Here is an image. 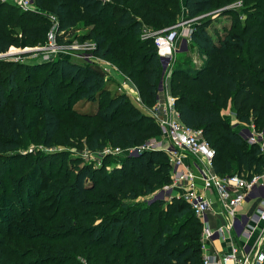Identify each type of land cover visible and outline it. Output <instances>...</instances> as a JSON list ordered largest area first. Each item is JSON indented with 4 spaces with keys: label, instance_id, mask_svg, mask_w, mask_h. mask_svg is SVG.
Returning <instances> with one entry per match:
<instances>
[{
    "label": "trees",
    "instance_id": "16d2710c",
    "mask_svg": "<svg viewBox=\"0 0 264 264\" xmlns=\"http://www.w3.org/2000/svg\"><path fill=\"white\" fill-rule=\"evenodd\" d=\"M231 1L184 0L187 18H194L191 43L207 60L199 67H176L169 85L181 120L201 128L215 149L214 170L222 176L238 173L251 177L264 172V152L239 130L254 124L264 131V0H238L239 7H227ZM130 2L140 14L129 9ZM221 6L227 7L221 15L230 16L223 29L210 16ZM6 7H10L8 13ZM181 12L179 0H34V9L0 0V54L13 47L43 43L52 27L50 14L59 18L60 41L82 21L112 22L123 34L128 33L119 41L124 47L118 48L116 42L92 31L94 53L102 58L118 53L120 68L137 82L142 100L153 105L162 61L154 40H142L139 34L144 24L150 30L175 24ZM43 62L50 70L42 96L49 86L53 93L69 89L70 98L76 95L98 102V107L76 113L79 119L62 137L58 109L47 105L30 116L27 102L19 98L7 106L0 69V160L32 134L47 147L78 140L91 151L107 144L132 147L160 134L155 118L125 91H108L107 79L91 65L67 55ZM1 64L10 68V85L15 86L16 62ZM230 104L237 123L222 113ZM64 153L44 151L21 175L15 191L0 197V235L6 234L0 237V264L4 257L3 264H83L78 257L92 264H204L203 224L190 203L177 196L169 201L149 199L172 180L166 151L118 154L109 165L72 157L65 178L53 176L47 183L52 192L47 200L54 202L55 209L50 212L49 203L31 205L32 199H25L24 182L37 188L44 181L43 166H54ZM4 175L0 167V178ZM125 199H140V203L131 205ZM31 255L34 257L28 258Z\"/></svg>",
    "mask_w": 264,
    "mask_h": 264
},
{
    "label": "built area",
    "instance_id": "2783aa9c",
    "mask_svg": "<svg viewBox=\"0 0 264 264\" xmlns=\"http://www.w3.org/2000/svg\"><path fill=\"white\" fill-rule=\"evenodd\" d=\"M2 1H12L23 9H33L34 6V0ZM50 18L52 27L47 33V40L52 49L41 55L40 58L43 61L50 60L54 51L68 49V44L59 41L57 37L58 16L50 14ZM186 23H188L186 27H181ZM193 27L194 18H190L162 29L147 31L153 37L161 57L162 74L158 83L156 102L149 106L138 96L136 103L155 118L160 127V134L132 147L114 146L112 152L116 155H135L144 150L160 149L168 153L172 180L169 184L158 189L149 199L162 198L169 201L177 196L184 197L190 203L196 216L203 224L201 247L204 264H264L263 250L259 248L255 250L253 244L247 242L241 244L239 241L250 233L249 217L245 213H239L240 206L244 203L255 202V216L258 220L264 221V172L256 173L251 177L238 173L226 176L218 174L213 167L215 149L204 137L201 128L192 127L181 120L176 107V97L169 91L172 65L180 48L178 40L182 37V40L191 43ZM71 47L73 51L69 54L70 56L89 65H95V54L90 51L91 48L86 42L82 45L72 44ZM5 54H0V57ZM162 94H165V97ZM239 131L249 143L259 144L264 152V131L257 129L254 124L245 125ZM188 156L193 157L197 170H194L187 162ZM198 179L202 180L205 189L215 191L222 209L227 215L226 222L215 229L209 223L210 200L205 194L198 191ZM178 190H181L179 194ZM226 233H229L232 239L237 240L231 253L226 256L212 253L209 249L210 243L216 239H224Z\"/></svg>",
    "mask_w": 264,
    "mask_h": 264
},
{
    "label": "rangeland",
    "instance_id": "374dc122",
    "mask_svg": "<svg viewBox=\"0 0 264 264\" xmlns=\"http://www.w3.org/2000/svg\"><path fill=\"white\" fill-rule=\"evenodd\" d=\"M238 0H234L230 2L229 6L239 7L241 3L237 2ZM180 4L182 5V12L181 15L178 17L177 22L184 21L187 18V10L184 7V0H179ZM136 5L140 3V1L134 2ZM129 9L135 13L136 15L140 14L139 11L136 10V6L133 5L131 2L129 4ZM126 5V7H127ZM224 7H216L211 13L210 16L214 18V25H218L221 29L225 28L223 25L225 23L229 24L230 16L229 15H221L222 12L227 8ZM6 13L10 11V7L5 8ZM34 9V6H33ZM222 19V20H221ZM176 22V23H177ZM192 23V22H190ZM188 23L182 25L181 27H186ZM227 25V24H226ZM17 26H15L16 28ZM146 29L142 30L139 34V37H141L142 40H149L153 41V37L149 35L147 31H149V27L144 26ZM121 28L112 23V22H102V23H89V22H80L78 26H76L75 31L72 33H69V35L65 36L62 42H65L68 44V49L60 50V51H54L53 56L50 60L52 61L56 59L59 56L67 55L70 56L71 51H73L71 45L72 44H84L85 42L88 44V47L91 48L90 51L94 53L95 47H96V41L94 38L90 37V33L92 31H95L96 33H100L102 36H106L109 41H114L117 44L118 48L124 47L122 43H120L121 37L123 35ZM149 29V30H148ZM121 31V32H119ZM117 33L119 36H117ZM130 35V34H129ZM60 41V40H59ZM119 42V43H118ZM181 46L179 48V52L176 54L175 60L172 65V72L173 70L178 66H185V67H199L202 65H205L207 60V55L204 52H201L200 50H194L191 48H187L186 41L183 39L181 42ZM191 45H193L191 43ZM185 47V50L183 49ZM52 48L49 46V41L46 40L43 43H36L31 46L27 47H13L10 49L9 53H6L5 56L0 57V61H9V62H16V75H15V86L10 85V75L9 71L10 68L5 67L4 65H0L1 70V78H2V84L3 88L6 91V100L8 101V105H10L16 98L25 100L27 102L28 107V113L29 115H33L36 110L42 109L44 106L50 105L54 107L55 109H58L61 113L62 118V130L61 134L62 137H66V129H70L72 122L76 119H79L77 117L76 113L81 114L82 112H93L98 107V102H87L84 99L80 98L78 99L76 95L72 98H70V90H62L61 92L58 91V89L54 90V93L58 91L56 94H54L49 90L51 86H49L48 90L45 92V94L41 95V89L42 84L44 80L47 77V74L50 70V66L41 60V55L46 52H50ZM199 49V48H198ZM55 53V54H54ZM95 54V53H94ZM96 60L95 65L91 67L96 68V66H100L102 63H110L112 64L113 68L117 73H111L110 71H106L104 76L107 80V90L111 93H115L119 90L118 87V79L121 77L122 74H125L123 69L120 68L119 62H118V53H114L112 56H108L105 58H102L95 54ZM47 61V62H48ZM13 68V66H12ZM171 72V76H172ZM119 76V77H118ZM135 84H137L136 81H134ZM170 88V85H168ZM71 99V102L69 103ZM56 100H58L57 103ZM35 135L32 134L29 137H25L21 140L19 149H16L11 152H7L5 155L1 157L0 161H3L2 164H0L1 168H4L5 175L0 178V197L5 194H10L12 191H15L17 188V185L19 184V181L21 179V175H24L29 169H31L35 163L38 162L39 156L46 151V153H53V151H57L60 153L61 151H64V155L62 158H59L56 160V164L52 166L50 163L43 166V170L45 171L42 175L44 181L42 184L37 185V190L31 189L29 186H27V182H24L25 185V191L24 195L26 196L27 202H29L32 199V204L36 207L40 203H49L50 200H47L49 198V194L52 192L50 191V186H47L48 180L51 179L53 176H60L61 178L64 177L67 173V163L70 162L72 157L80 156L82 157L86 162L99 165L101 163H105L109 165L114 157H117L116 154H114L113 147L111 144H107L105 148L98 149L95 151H91L87 148L86 144H83V141L80 142L78 140H75L74 143L64 145L62 143H54L52 146H45L43 143L36 142L34 140ZM25 156H21L22 154ZM21 154V155H20ZM11 155V156H8ZM52 168H54V173L50 174ZM65 178V177H64ZM46 183V184H45ZM24 200V201H26ZM127 203L131 205H135V203H140V199L130 200L125 199ZM43 207V206H42ZM47 207L50 210V212L55 209L54 202H50ZM164 207V206H163ZM161 207V208H163ZM159 212V211H158ZM44 214V212H42ZM58 220H54V223H57ZM1 235H6L2 233ZM0 235V237H1ZM8 237V236H6ZM7 255V254H6ZM42 254H38V259H41ZM34 256H28V258H32ZM36 257V256H35ZM7 257L3 258V261L6 260ZM79 261L83 262V264H92L87 261L86 258L78 257ZM2 261V264L4 263Z\"/></svg>",
    "mask_w": 264,
    "mask_h": 264
},
{
    "label": "crops",
    "instance_id": "0c3cea01",
    "mask_svg": "<svg viewBox=\"0 0 264 264\" xmlns=\"http://www.w3.org/2000/svg\"><path fill=\"white\" fill-rule=\"evenodd\" d=\"M144 26H147V25H145V24L143 25V30L146 29ZM181 42H182V37H180V39L178 40L179 47L182 44ZM186 46H187V48H189L191 46L192 49L197 50V51L199 50L197 45H195V44L191 45L190 42L189 43L186 42L185 47ZM185 47H183L184 50H185ZM96 67H97V69L96 68L95 69L98 70L102 75H104L107 70L110 71L112 74L117 73V71L114 70L112 64H110V63H106V64L102 63L100 66H96ZM118 81H119V83H118L119 90L118 91H120V92L125 91L126 93H128L129 96L131 97L132 101L138 107H140L136 103L137 102L136 99L138 96L141 97V95L139 92V88H138L137 84H135L134 80L131 79L127 74H122L121 77L118 79ZM169 91H170V88H169ZM163 97H165V94L163 95ZM222 113L224 115L228 116L233 123H237L238 120L236 119L235 114L231 108V104L228 107L224 108L222 110ZM186 160L194 168V170H197L196 166L194 165L193 157L188 156ZM197 189L200 193L205 194L208 197V199L210 200L211 207H210L209 213H208L210 226L213 229H215L219 225H221L222 223H225L227 220V215L224 212V210L222 209L221 203H220L219 198H218L217 194L215 193V191L205 189L203 187V182L201 179L197 180ZM180 192H181V190H178V194ZM255 205H256L255 202H251V203L248 202V203H244L242 206H240L239 213H242V214L245 213L249 217L248 222H249L250 233L246 237L242 238L239 241L241 242V244H243L245 242L253 244L255 246V250L257 248H259V249L264 251V221L258 220V218L255 216ZM236 242H237L236 239H234V238L232 239V236L229 233H226V237L224 239H216L213 242H211L209 249L211 250L212 253L214 252L216 254H219L220 256H226V255H229L231 253L232 247H233L234 243H236ZM253 264H255V263H253Z\"/></svg>",
    "mask_w": 264,
    "mask_h": 264
}]
</instances>
